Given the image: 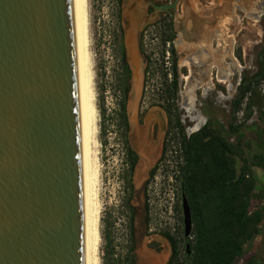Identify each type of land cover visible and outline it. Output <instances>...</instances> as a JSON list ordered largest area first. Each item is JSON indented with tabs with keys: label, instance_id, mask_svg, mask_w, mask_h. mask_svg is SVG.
Returning a JSON list of instances; mask_svg holds the SVG:
<instances>
[{
	"label": "rangeland",
	"instance_id": "obj_1",
	"mask_svg": "<svg viewBox=\"0 0 264 264\" xmlns=\"http://www.w3.org/2000/svg\"><path fill=\"white\" fill-rule=\"evenodd\" d=\"M87 1L88 34L89 38L91 37L89 40L91 84L97 115L96 152L100 181L98 196L101 204L99 264H103L104 261L107 264L125 263L129 226L127 202L136 206L138 212L141 211L143 203L147 204L148 227L155 229V235L143 238V244L150 238L159 239L157 230H166L179 237L178 262L185 264L189 253L190 233L188 236L183 235L180 207L182 192L178 180L173 176L174 172L172 173L176 155L173 152L174 148L171 146L168 148L170 152L166 151L165 160L158 165L153 177L148 179L144 193L130 191L126 176L122 129L118 125L121 92L115 0ZM177 1L179 14H175L174 17L176 36L173 45L177 53L176 104L179 119L185 135L197 130L208 120L210 125L232 145L231 157L235 172L237 174L244 172L245 177L251 180L247 213L256 219L255 231L243 243L241 255L235 259L234 264H264V0ZM123 2L128 7L122 25L133 26L131 34L128 35L135 49V63L139 71H142L144 59L137 50L136 29L145 17L144 8L140 7L144 3L143 0ZM224 6L226 8L224 12L215 13L216 8ZM129 7L133 9L140 7L141 15L138 22L134 19L133 9H128ZM187 11L191 17L186 16ZM157 17L158 15L152 14L146 20L151 21ZM195 19L202 20L199 25L202 33L199 34L203 36L205 34L203 38L195 37L187 28ZM127 39L128 37L126 41L125 38L122 40L124 48ZM125 57L128 63L126 49ZM156 57V54H152V58ZM161 80L160 67L155 61V64L152 63L150 79H146L142 103L140 107L136 106L132 124L128 126L129 141L131 134L132 144L147 159L146 169L150 168L158 157L166 127L162 110L156 105H149L151 97H154L151 95V89L160 88ZM242 81L249 83V91L240 104V110L234 115V122L240 125L235 131H231L229 127L232 122L231 101L235 97L237 85ZM140 111L142 115L139 117ZM149 111L156 114L159 118L156 119L159 123L161 121L162 125H159L157 120L151 125L145 123ZM155 140L156 158L152 160L150 157L153 156L152 144L149 143ZM135 150L139 153V150ZM146 169L143 176L138 179L134 175V168L130 183L135 190L141 185L140 182L137 184L136 180L141 179V182L144 180ZM134 224H137L136 220Z\"/></svg>",
	"mask_w": 264,
	"mask_h": 264
},
{
	"label": "water",
	"instance_id": "obj_2",
	"mask_svg": "<svg viewBox=\"0 0 264 264\" xmlns=\"http://www.w3.org/2000/svg\"><path fill=\"white\" fill-rule=\"evenodd\" d=\"M128 63L132 124L142 71ZM0 264H83L76 0H0Z\"/></svg>",
	"mask_w": 264,
	"mask_h": 264
},
{
	"label": "trees",
	"instance_id": "obj_3",
	"mask_svg": "<svg viewBox=\"0 0 264 264\" xmlns=\"http://www.w3.org/2000/svg\"><path fill=\"white\" fill-rule=\"evenodd\" d=\"M117 20V11H116ZM119 87L121 100L118 108V125L122 129V145L127 160V181L131 189V177L135 164V155L128 139V120L125 103L129 90V69L125 60L122 35L118 29ZM175 32L171 19L162 18L145 27L138 35L137 47L144 59L142 68V90L144 97L146 79H150L152 63L159 64L162 80L156 90L151 89L149 105H156L166 117V130L160 155L151 168L155 173L166 151L173 147V176L179 182V188L187 201L190 217L189 253L185 264H234L241 255L243 243L255 231L254 222L247 213L251 180L244 172L236 173L231 157L232 145L207 120L197 130L185 135L177 108L178 69L177 53L173 40ZM156 54V58H152ZM249 91V83L242 81L237 85L235 97L231 101V131L240 123H235V114ZM103 116V112H102ZM171 142V145H170ZM172 157V156H171ZM152 178V177H150ZM128 224L133 220L136 206L126 203ZM146 212V209H145ZM147 221L144 216V222ZM125 263L132 264L131 229L128 230ZM103 264H107L104 261Z\"/></svg>",
	"mask_w": 264,
	"mask_h": 264
},
{
	"label": "bare ground",
	"instance_id": "obj_4",
	"mask_svg": "<svg viewBox=\"0 0 264 264\" xmlns=\"http://www.w3.org/2000/svg\"><path fill=\"white\" fill-rule=\"evenodd\" d=\"M224 1V0H223ZM87 0H76L77 33H78V60H79V99H80V125H81V175H82V221H83V264H99V217L100 201L98 196V164L96 152V117L95 105L93 103V91L91 84L92 71L90 62L89 34ZM224 3V2H223ZM89 4V3H88ZM222 4V3H221ZM88 7V8H87ZM258 7V6H257ZM224 7L216 8L215 13L225 11ZM190 11V10H189ZM89 13V12H88ZM196 15V14H195ZM186 16H190L187 11ZM194 18V17H192ZM198 19V18H197ZM193 22L187 25L191 34L195 37H204L199 33V25L202 22ZM222 32V31H221ZM90 33V29H89ZM209 33V32H208ZM207 33V34H208ZM206 34V35H207ZM219 34V33H218ZM133 35V33H132ZM128 37V36H127ZM219 37V36H218ZM207 38V37H206ZM221 39V38H220ZM128 61L134 58L132 39H127ZM90 52V53H89ZM133 54V55H132ZM132 64V63H131ZM134 68H136L133 65ZM95 88V87H94ZM96 94V93H95ZM97 112V111H96ZM159 119L151 111L146 117V124L149 125ZM159 123V120H157ZM159 125H162L161 121ZM98 127V126H97ZM144 132V131H143ZM142 132V134H143ZM160 139V137H159ZM157 141H155L156 143ZM141 162L136 171V178H141L146 168V163ZM139 181V180H138ZM136 180V182H138Z\"/></svg>",
	"mask_w": 264,
	"mask_h": 264
},
{
	"label": "flooded vegetation",
	"instance_id": "obj_5",
	"mask_svg": "<svg viewBox=\"0 0 264 264\" xmlns=\"http://www.w3.org/2000/svg\"><path fill=\"white\" fill-rule=\"evenodd\" d=\"M123 1L124 0H115V11H117L118 29H119V31H120V33L122 35V40H123L124 31H126V30L132 31V29H133V26L128 25L127 27H124L122 25L124 14H125V12L127 10V7H128L127 5L124 4ZM174 1H175L174 8H169L167 10H155L153 8V5L169 4V3H172ZM143 3L144 4H142V6H140V7L144 8L143 13H144L145 17H144L143 22H141L140 25H138V27L136 29L137 30L136 31V33H137V41H138L139 33L145 27H147L150 24H153L155 22H158L159 20H161L162 18H165V17H168V18L171 19L172 27L174 29L175 36H176V27H175L174 17H175V14H179L178 13L179 12V7H178L179 6V2L177 0H143ZM133 7H129L128 9H130V8L133 9ZM140 7H139V9L138 8L137 9H133L134 19L137 22H138V20L140 18V15H141ZM152 14L158 15V17L155 18L154 20H151V21L150 20H146V18L148 16L152 15ZM197 21L200 22V20H197ZM134 29H135V27H134ZM128 39H129V36H128ZM173 42H174V40H173ZM123 46H124V43H123ZM137 49H138V47H137ZM124 50H125V48H124ZM125 60H126V57H125ZM127 66H128V69H129L128 63H127ZM129 74H130V69H129ZM129 80H130V75H129V79H128V83H129V87H130ZM142 99H143V96H140V99L138 101V106L139 107H140V104L142 103ZM140 113H142V111H140L139 114ZM163 114H164V112H163ZM141 115L142 114H140L139 117ZM164 116H165V114H164ZM146 117H147V115H146ZM165 121H166V117H165ZM145 123H146V118H145ZM128 125H129V123H128ZM148 125H149V123H148ZM165 130H166V127H165ZM165 130H164V133H163V136H162V140H161V143H160V149H159L158 157H159L160 152H161V145H162V141H163V138H164ZM157 132H158V130H157ZM157 132L155 133V136H156ZM144 133L145 132H143V134ZM160 134H161V132H159V135ZM127 139H128L129 145H130V147L133 150V153L135 155V164H134V167H133L132 171L130 172V177H131V175H132V173L134 171V168H135V171H134V175H135V172L137 171V168H138V165H139L140 162H141V164H143L142 162H145L146 166H147V159L144 158L143 157L144 154L140 153V150L138 148H136V146H134L132 144L131 134H130V141H129V137H128V133H127ZM155 141H157V140H155ZM155 141L151 142V143L148 142L150 145L152 144L151 152H153V156H150V157H152V160H155V158H156V154H154V153L157 150L156 147H155L157 145V142L155 143ZM135 149L139 150V153ZM158 157L156 158V160L153 163V165L150 168L146 169V172H145L146 177L144 178V180H142L140 187L138 189H136V190L131 187L130 191H132V192L135 191L136 193H139V192H143L144 193L146 191V186L148 184V179H150V177H153V175H154V174L152 176L150 175V172L152 170L151 168L156 163ZM125 160H126V157H125ZM126 169H127V160H126ZM138 207L140 209V206H138ZM145 209H146V212H145ZM140 210L141 211L138 212L137 207H136L132 223L128 226V230L131 229V231H130L131 235H129V236L131 238V245H132V249H131L132 264H139V263L140 264H179V262H178L179 261L178 260V255H179V252H178L179 251V245H178L179 242H178V240H179V237L173 236V234H171L170 232H168L166 230H157L156 234H157L159 239L150 238L146 243L143 244V242H142L143 238H145L147 236L155 235V232H154L155 229L153 228V230H152L151 228L148 227L149 223H148V214H147V204L143 203V205H142ZM144 216H146V218H147L146 222H144ZM134 220L137 221L136 225L134 224ZM128 230H127V233L129 232ZM127 238H128V234H127ZM127 243H130V241L126 240V247H127ZM165 253H166V255H165Z\"/></svg>",
	"mask_w": 264,
	"mask_h": 264
}]
</instances>
